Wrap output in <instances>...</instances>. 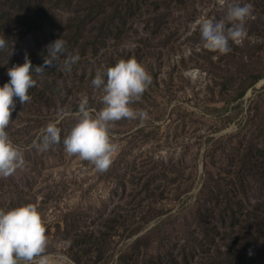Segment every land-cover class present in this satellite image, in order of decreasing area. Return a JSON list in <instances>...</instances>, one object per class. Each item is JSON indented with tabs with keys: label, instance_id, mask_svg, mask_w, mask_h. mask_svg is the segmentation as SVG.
I'll list each match as a JSON object with an SVG mask.
<instances>
[{
	"label": "rangeland",
	"instance_id": "rangeland-1",
	"mask_svg": "<svg viewBox=\"0 0 264 264\" xmlns=\"http://www.w3.org/2000/svg\"><path fill=\"white\" fill-rule=\"evenodd\" d=\"M237 0H0V85L25 56L37 83L18 98L10 138L25 166L0 177V209L35 205L48 252L66 264H264V0L251 4L246 35L226 54L199 46V27ZM80 59L71 72L45 65L58 38ZM135 58L151 84L121 119L118 144L99 171L64 150L85 97L103 106L92 80ZM61 142L43 150L46 126ZM251 250V255L249 251Z\"/></svg>",
	"mask_w": 264,
	"mask_h": 264
},
{
	"label": "clouds",
	"instance_id": "clouds-1",
	"mask_svg": "<svg viewBox=\"0 0 264 264\" xmlns=\"http://www.w3.org/2000/svg\"><path fill=\"white\" fill-rule=\"evenodd\" d=\"M251 15V4L237 0L231 4L225 15L217 20L202 23L199 27V46L203 49L226 54L231 44H239L246 35V20ZM66 42L58 38L47 48L45 65H58V71L71 72L79 61V54H69L60 61L66 52ZM6 41L0 39V49ZM44 66L33 67L30 58L25 56L23 64L9 67L10 78L0 85V177L13 175L25 166L21 148L13 142L8 132L11 117L18 98L20 104L30 100L29 89L36 85L33 73H43ZM151 75L135 58L120 59L106 72H97L92 80L94 88L102 93V107L93 114L85 97L75 112H64L72 116L76 123L63 137L64 150L82 160L91 162L99 171H105L111 164L118 144L113 142L110 129L121 119H147V112L132 107L151 84ZM61 142V129L50 122L43 133L42 142L37 147L47 150ZM48 236L45 220L33 204H25L9 210L0 209V264H66L68 257L60 252H48ZM251 255V250L249 251Z\"/></svg>",
	"mask_w": 264,
	"mask_h": 264
}]
</instances>
